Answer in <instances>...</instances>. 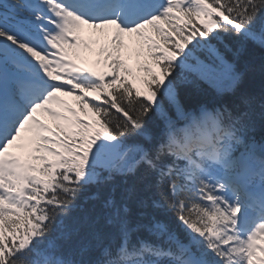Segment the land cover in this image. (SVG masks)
Returning <instances> with one entry per match:
<instances>
[{"label":"snow or ice","instance_id":"6c2138e0","mask_svg":"<svg viewBox=\"0 0 264 264\" xmlns=\"http://www.w3.org/2000/svg\"><path fill=\"white\" fill-rule=\"evenodd\" d=\"M255 51L264 0H0V264H264Z\"/></svg>","mask_w":264,"mask_h":264},{"label":"trees","instance_id":"16d2710c","mask_svg":"<svg viewBox=\"0 0 264 264\" xmlns=\"http://www.w3.org/2000/svg\"><path fill=\"white\" fill-rule=\"evenodd\" d=\"M262 55H264V53L259 51L242 54L239 60L236 61L238 70L245 71L249 65H255L258 67ZM226 58L229 59V61L234 59L231 53H228ZM240 91L243 93L253 94L258 97L261 92L264 91V78H262L258 72L248 71L244 82L241 85ZM214 98V89H212L208 84H201L199 90L192 89L190 91V94L186 97L185 102L189 107H195L201 103L211 104L214 101ZM225 99L230 101L233 98L225 97ZM149 126L151 127V123ZM254 135L257 140L264 138V127L258 125ZM156 212L158 215L162 214L159 210H156Z\"/></svg>","mask_w":264,"mask_h":264},{"label":"rangeland","instance_id":"374dc122","mask_svg":"<svg viewBox=\"0 0 264 264\" xmlns=\"http://www.w3.org/2000/svg\"><path fill=\"white\" fill-rule=\"evenodd\" d=\"M87 31H90V30H87ZM87 31H86V35H87ZM128 63H129V61H128ZM62 98L68 100V97H62ZM69 103H71V102L69 101Z\"/></svg>","mask_w":264,"mask_h":264}]
</instances>
